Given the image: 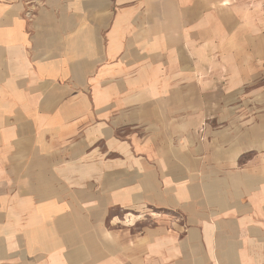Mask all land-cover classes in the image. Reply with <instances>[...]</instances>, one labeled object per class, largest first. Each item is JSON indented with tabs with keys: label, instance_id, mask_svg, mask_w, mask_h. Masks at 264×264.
Segmentation results:
<instances>
[{
	"label": "crops",
	"instance_id": "crops-1",
	"mask_svg": "<svg viewBox=\"0 0 264 264\" xmlns=\"http://www.w3.org/2000/svg\"><path fill=\"white\" fill-rule=\"evenodd\" d=\"M0 264H264V0H0Z\"/></svg>",
	"mask_w": 264,
	"mask_h": 264
},
{
	"label": "rangeland",
	"instance_id": "rangeland-1",
	"mask_svg": "<svg viewBox=\"0 0 264 264\" xmlns=\"http://www.w3.org/2000/svg\"><path fill=\"white\" fill-rule=\"evenodd\" d=\"M157 210L146 208L141 213L126 212L120 208H114L110 211L106 220L108 226H138L146 227L157 224L158 219L155 215Z\"/></svg>",
	"mask_w": 264,
	"mask_h": 264
}]
</instances>
